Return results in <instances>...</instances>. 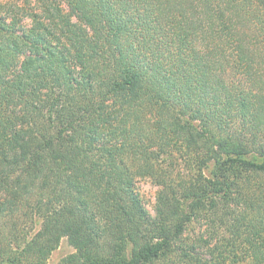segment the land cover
Listing matches in <instances>:
<instances>
[{
	"label": "trees",
	"instance_id": "1",
	"mask_svg": "<svg viewBox=\"0 0 264 264\" xmlns=\"http://www.w3.org/2000/svg\"><path fill=\"white\" fill-rule=\"evenodd\" d=\"M35 1L0 4V264H264V0Z\"/></svg>",
	"mask_w": 264,
	"mask_h": 264
},
{
	"label": "rangeland",
	"instance_id": "2",
	"mask_svg": "<svg viewBox=\"0 0 264 264\" xmlns=\"http://www.w3.org/2000/svg\"><path fill=\"white\" fill-rule=\"evenodd\" d=\"M0 4H7L12 7V11L20 18V23L23 27H29L32 21L27 16L28 13L38 11L37 2L35 0H0ZM1 14L5 15L1 11ZM75 20V18H73ZM86 31L90 34V28L86 26ZM77 66H75V70ZM77 72L74 73L76 75ZM134 187L137 192L138 198L142 207L146 210L147 214L151 217L155 214V197L158 186L147 177H138L135 179ZM205 224L202 221H192L184 231L186 240L192 239L200 234L205 235ZM74 252L73 247L68 243L66 237H63L58 247L51 253L48 258V264H57L59 260L65 255Z\"/></svg>",
	"mask_w": 264,
	"mask_h": 264
}]
</instances>
